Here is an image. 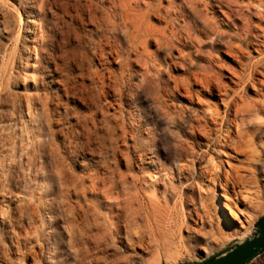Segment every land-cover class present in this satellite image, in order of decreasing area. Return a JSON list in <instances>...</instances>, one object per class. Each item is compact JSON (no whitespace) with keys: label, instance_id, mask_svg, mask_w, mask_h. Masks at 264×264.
<instances>
[{"label":"rangeland","instance_id":"374dc122","mask_svg":"<svg viewBox=\"0 0 264 264\" xmlns=\"http://www.w3.org/2000/svg\"><path fill=\"white\" fill-rule=\"evenodd\" d=\"M215 4L0 0V264H198L258 223L264 170L254 205L236 203L241 224L219 222L223 190L202 180L219 163L207 146L229 143L242 119L264 135V26H241L246 8L236 26ZM238 46L250 51L241 61L229 56ZM237 105L252 113L235 118ZM231 186L233 199L246 191ZM203 193L198 227L190 203ZM245 264H264V250Z\"/></svg>","mask_w":264,"mask_h":264},{"label":"bare ground","instance_id":"6f19581e","mask_svg":"<svg viewBox=\"0 0 264 264\" xmlns=\"http://www.w3.org/2000/svg\"><path fill=\"white\" fill-rule=\"evenodd\" d=\"M147 1V0H146ZM195 1L198 3V0H190ZM245 0H215L217 6L222 13L223 17L230 21H235L236 26H240L236 22V14H239L242 9L246 8L248 10V14L245 15V22L241 26H246L247 28H250V26H258L262 27L264 26V0H248L247 4H240ZM133 4V3H132ZM149 4V3H148ZM207 6L209 2H206ZM252 4H257L259 6V9L257 8V18L256 25H253L251 21L250 10L253 7ZM137 6V5H136ZM153 6V5H152ZM197 7V6H196ZM211 7V6H210ZM159 8V7H158ZM255 9V8H254ZM164 11V10H163ZM184 15V14H183ZM185 17V16H184ZM183 17V18H184ZM222 17V18H223ZM162 18V17H161ZM188 20V19H187ZM187 22V21H186ZM241 22V21H240ZM173 23V22H172ZM228 23V22H227ZM239 28V27H238ZM170 29V28H169ZM241 29V28H240ZM260 29V28H259ZM264 30V27H262ZM223 30V29H222ZM219 31V30H218ZM176 32V31H175ZM226 32V31H225ZM184 37V36H183ZM262 38V37H261ZM185 40V39H184ZM204 40V39H203ZM184 42V41H183ZM192 42V41H191ZM203 42V41H202ZM201 43V42H200ZM197 45V43H196ZM250 47H254L253 44ZM139 48V47H138ZM199 51V50H198ZM224 52V50H222ZM254 51L261 55L258 62H264V46L263 45H257L256 48H254ZM225 53V52H224ZM223 53V54H224ZM253 53V52H252ZM235 55L240 60V55H246L250 54V51H247L243 49L242 47L233 48V51L231 50V53L229 56L232 57V55ZM228 55V54H227ZM234 58V57H233ZM245 58V57H244ZM235 59V58H234ZM171 60V59H170ZM256 60V59H255ZM187 61V60H186ZM213 61V60H212ZM236 61V60H235ZM241 61V60H240ZM245 61V60H244ZM170 63V62H169ZM193 63V62H192ZM218 63V62H217ZM13 64V63H12ZM243 64V63H242ZM239 67V66H238ZM46 70V69H45ZM245 70V68H244ZM55 73V72H54ZM207 73V72H206ZM231 73V72H230ZM193 74V73H192ZM258 74V73H257ZM256 74V75H257ZM260 74V73H259ZM262 74V73H261ZM109 76V75H108ZM205 76V75H204ZM234 78L241 81L240 75L234 73ZM264 76V75H263ZM251 77V76H250ZM7 78V77H6ZM176 78V77H175ZM195 78V76H194ZM250 79V78H249ZM264 79V78H263ZM191 80V79H190ZM195 80H197L195 78ZM212 80V78H211ZM237 80V81H238ZM63 81V80H62ZM176 81V80H175ZM234 81V80H233ZM246 81V80H245ZM249 81V80H248ZM202 82V81H201ZM232 82V81H231ZM44 83V82H43ZM107 83V82H106ZM111 83V82H110ZM200 84V82H198ZM38 84V83H37ZM180 84V83H179ZM207 84V83H206ZM260 85L264 86V80H259ZM198 85V84H197ZM201 85V84H200ZM102 86V85H101ZM176 86V85H175ZM202 86V85H201ZM186 87V86H185ZM218 87V86H217ZM103 88V87H102ZM105 88V87H104ZM107 88V87H106ZM187 88V87H186ZM215 89V88H214ZM222 89V88H221ZM174 90V89H173ZM197 90V89H196ZM203 90V89H202ZM228 90V89H227ZM192 91V90H191ZM188 92V91H187ZM193 92V91H192ZM191 92V93H192ZM223 92V91H222ZM263 101H256L257 103V112L258 113H264V90H261L259 93L256 92ZM197 94L200 95V92ZM194 94V95H197ZM209 94V93H208ZM226 97V96H225ZM168 98V97H167ZM194 98H196L194 96ZM201 98V97H200ZM222 101H224V97H222ZM194 100V99H193ZM191 101V100H190ZM202 101V100H201ZM229 101V100H228ZM231 101V100H230ZM236 101V100H235ZM199 102V100H198ZM194 103V102H193ZM220 103V102H219ZM223 103V102H222ZM231 103V102H230ZM229 103V104H230ZM207 104V103H206ZM214 105V104H213ZM217 105V104H215ZM220 105V104H219ZM252 105V104H251ZM201 106V104H200ZM225 106V105H224ZM235 106V105H234ZM210 107V105H209ZM208 107V108H209ZM252 106H239L237 105L234 108V117L237 118L239 114H250L252 113ZM201 108V107H200ZM203 108V107H202ZM225 114H228V106H225ZM205 109V108H204ZM256 110V109H255ZM168 112V111H167ZM210 112V111H209ZM201 113V112H200ZM208 114V113H207ZM221 113L218 112V115ZM230 116V115H229ZM264 116V115H263ZM231 117V116H230ZM211 124L217 125L218 124V118L211 116ZM197 120V119H196ZM226 119H224V122ZM201 122V121H200ZM204 122V121H203ZM235 122V121H231ZM228 123V122H227ZM230 123V122H229ZM246 122L242 119V126L235 132V136L230 139L229 143H227V140L224 141V143L218 144V145H208V151L212 149L211 154L215 155V157H212L210 161L214 163V160L216 159L219 163H214L212 166L205 167L201 174L202 180L207 181L208 185H211L212 188L216 187L217 181H219V185L221 189L223 190V193H220L221 196L224 198L223 204H220V202L217 200L215 202V213L218 215L219 222H222L224 224H229L232 221H235L239 224H241V219L238 215L237 209H236V203H242L245 205H252L257 198H259L260 190L259 188V179L257 178V172L260 170H264V135L259 136V131L262 127L261 123L254 124L252 128L243 127ZM194 124V123H193ZM192 124V126H193ZM197 125V124H196ZM223 125V124H222ZM231 125V124H230ZM213 126L210 124H207L206 132L208 140L211 137ZM198 128V126H197ZM223 128V126H222ZM230 128V126H229ZM191 129V128H190ZM195 135V134H194ZM213 135V134H212ZM230 133L227 137L230 138ZM259 136V139H256ZM223 140V139H222ZM229 140V139H228ZM257 146V147H256ZM259 148V149H258ZM202 149V148H201ZM207 151V152H208ZM198 152V151H197ZM192 153V151L190 152ZM195 153V152H194ZM184 154V153H183ZM185 155V154H184ZM183 155V156H184ZM197 155V154H196ZM196 157V156H195ZM227 157L228 160H224L223 158ZM191 159V158H190ZM196 159V158H195ZM184 160V159H183ZM232 160H235L236 163L231 162ZM185 161V160H184ZM224 161L228 165V168L226 171L228 172L226 175H224V179L222 181V168H224ZM190 162V161H188ZM182 164V163H181ZM185 167V166H184ZM225 167H227L225 165ZM102 168V167H101ZM186 168V167H185ZM184 168V169H185ZM188 169V168H187ZM225 170V169H224ZM180 172V171H179ZM197 172V171H196ZM224 173V172H223ZM182 174V173H181ZM196 174V173H195ZM205 174V175H204ZM184 176V175H183ZM181 177V176H180ZM206 177L207 180H206ZM187 179V178H186ZM264 180V179H263ZM188 183V182H187ZM186 184V183H185ZM232 185L234 187L235 185H242L244 188H246V191H236L235 189L232 190V192L235 194V198H232V193H230L228 186ZM231 186V187H232ZM184 187V186H182ZM202 187V184H201ZM109 192V191H108ZM194 193V192H193ZM189 195V194H188ZM193 195V194H192ZM191 202V201H190ZM108 204V203H107ZM193 205V211L191 213L192 218L191 220L196 226H200V224H204V214L211 212L210 205L207 202V195L205 193L202 194L199 201H193L190 203ZM254 205V204H253ZM182 206V205H181ZM253 207V206H252ZM191 209V208H190ZM114 211V210H113ZM171 211V210H170ZM169 211V212H170ZM174 209L171 211L173 212ZM175 212V211H174ZM86 213V212H85ZM176 214V213H175ZM186 214V213H185ZM212 214V213H211ZM210 214V215H211ZM191 215H189L191 217ZM163 216V214H161ZM176 216V215H175ZM170 220V223L176 224L175 226L178 227V230H181L183 228L184 220H179L176 218L174 219L173 213H170L169 216H167ZM177 217V216H176ZM115 218V217H114ZM163 218V217H162ZM213 218V217H212ZM184 219V218H183ZM188 220V219H187ZM173 225V224H172ZM213 225V224H212ZM158 226H162L161 224H158ZM169 226V225H168ZM187 228H189V225H187ZM184 231V230H183ZM75 232V231H74ZM170 234L173 233V231H169ZM198 232V231H197ZM191 234V233H190ZM163 235V233H162ZM189 236V235H186ZM190 238V237H189ZM191 239V238H190ZM196 239V238H195ZM159 242V241H158ZM180 242V241H178ZM147 245V244H146ZM180 245V244H179ZM30 246V245H27ZM99 246V245H98ZM28 248V247H27ZM37 248V246H36ZM90 248V247H89ZM159 248V247H158ZM176 248V246H175ZM202 248V247H201ZM38 249V248H37ZM21 251V250H20ZM27 251V250H26ZM14 253V252H13ZM38 257L37 252L33 253V258L36 259ZM32 259V258H31ZM26 260V259H25ZM30 263V262H29ZM52 263V262H51ZM27 264V263H26ZM43 264V263H42Z\"/></svg>","mask_w":264,"mask_h":264},{"label":"water","instance_id":"95a60500","mask_svg":"<svg viewBox=\"0 0 264 264\" xmlns=\"http://www.w3.org/2000/svg\"><path fill=\"white\" fill-rule=\"evenodd\" d=\"M264 249V218L231 248L198 264H243Z\"/></svg>","mask_w":264,"mask_h":264},{"label":"trees","instance_id":"16d2710c","mask_svg":"<svg viewBox=\"0 0 264 264\" xmlns=\"http://www.w3.org/2000/svg\"><path fill=\"white\" fill-rule=\"evenodd\" d=\"M263 218H264V215L260 218V220H262ZM260 220H259V221H260ZM259 221H258V222H259ZM263 250H264V249H263ZM213 256H215V255H213ZM213 256H211L210 258H212ZM210 258H208V259H210ZM208 259H206V260H208ZM204 261H205V260H204ZM247 261H248V260H247ZM247 261H245L243 264H245Z\"/></svg>","mask_w":264,"mask_h":264}]
</instances>
